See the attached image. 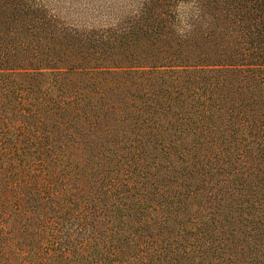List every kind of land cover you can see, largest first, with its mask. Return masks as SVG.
Segmentation results:
<instances>
[{"label": "trees", "instance_id": "16d2710c", "mask_svg": "<svg viewBox=\"0 0 264 264\" xmlns=\"http://www.w3.org/2000/svg\"><path fill=\"white\" fill-rule=\"evenodd\" d=\"M0 264H264V0H0Z\"/></svg>", "mask_w": 264, "mask_h": 264}, {"label": "rangeland", "instance_id": "374dc122", "mask_svg": "<svg viewBox=\"0 0 264 264\" xmlns=\"http://www.w3.org/2000/svg\"><path fill=\"white\" fill-rule=\"evenodd\" d=\"M146 0H35L67 28L80 32L115 28L134 15Z\"/></svg>", "mask_w": 264, "mask_h": 264}]
</instances>
